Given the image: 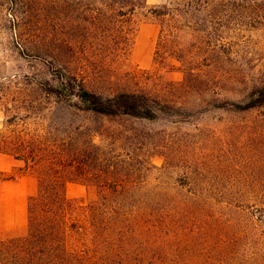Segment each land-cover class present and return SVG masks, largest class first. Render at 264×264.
I'll return each mask as SVG.
<instances>
[{"label":"rangeland","instance_id":"1","mask_svg":"<svg viewBox=\"0 0 264 264\" xmlns=\"http://www.w3.org/2000/svg\"><path fill=\"white\" fill-rule=\"evenodd\" d=\"M148 2L169 6L170 0ZM245 14V26L237 37L229 32L228 39L235 42L225 51L223 82L217 86L221 97L234 101L252 84H264V16L257 18L252 9ZM138 20L129 58L92 69L80 44L66 45L71 42L68 34L78 33L82 25L64 17L63 0H0V136L12 143L4 146L10 151L4 153L30 157L34 151L46 158H63V174L71 177L82 160L120 162L122 172L116 177L128 181L122 187L155 195L163 209L182 204L191 212L195 207L199 212L195 216L162 212L156 230L150 228L133 250L132 264H264V250L255 257L251 254L257 244L256 231L250 227L264 208V109L234 113L215 108L212 91L217 87L209 84L208 67L200 62L191 64L202 69L189 82L192 88L179 91L176 87L187 77V64L166 52L174 37L166 33L164 50L156 57L160 22L142 13ZM194 34L198 32L182 33V46L194 49ZM63 65L106 95L111 94L110 79L116 76L117 91L146 92L173 101L176 115L157 120L106 118L65 101L56 105L40 83L52 79L56 83ZM101 69L104 74L99 78ZM20 139L29 141L28 148L26 143L16 146ZM25 172L37 178L33 197L38 198L41 215L47 204L41 189L45 182L51 186L53 170L31 163L30 168L0 172V181ZM98 183L69 182L66 195L78 205H89L107 189ZM179 192H205L216 200L213 207L207 201L194 204ZM14 237L0 234V241Z\"/></svg>","mask_w":264,"mask_h":264},{"label":"trees","instance_id":"2","mask_svg":"<svg viewBox=\"0 0 264 264\" xmlns=\"http://www.w3.org/2000/svg\"><path fill=\"white\" fill-rule=\"evenodd\" d=\"M251 9L257 18L263 17L264 0H170L169 6L150 5L148 0H63L64 17L68 20L73 17L82 25L78 33L68 34L67 40L71 42L66 45L80 44L84 60L92 69L126 60L132 52L138 16L142 13L156 18L161 25L156 57L164 50L163 41L168 33L174 37V44L166 52L187 64V77L176 87L179 91L191 89L192 77L202 73V69L197 71L191 65L192 62L207 66L209 84L213 82L215 87H220L223 82L221 61L227 47L231 46L230 42H235L228 38L231 33L236 38L241 32L245 26V12ZM250 17L256 19L252 14ZM192 32H198V35L194 34L197 43L192 44L194 49L191 50L190 46H182L181 34ZM103 71L97 72L99 78L103 77ZM57 78L56 83L52 82L53 79L40 83L43 90L55 98L56 105L65 101L84 113L106 118L157 120L162 115H176L173 101H164L146 92L117 91L114 87L116 76L110 79V95L91 89L87 81H80L66 65ZM212 93L216 95L213 106L217 109L234 113L264 109V84H252L238 101L221 97L218 87ZM9 120L13 124V120ZM7 144H12L9 138L0 136L1 153L10 152L4 147ZM23 144L28 148L29 141L20 139L16 142L17 147ZM30 154V157H24L15 152L14 156L25 161L26 168H30L31 163L49 165L54 179L51 186L43 183L41 197L47 204L41 215L37 213L38 198L32 196L29 200L28 234L15 236L8 242L0 241V264H132L133 250L150 228L156 230L162 212L170 216L179 212L194 216L199 213L194 206L190 212L182 204L174 209H163L155 195L122 187L128 181L116 177L122 172L120 162L112 165L108 159L100 164L90 159L82 160L71 177L63 174V158H46L34 151ZM101 177L104 179L99 181ZM73 181L99 182L98 185L107 189L99 201L81 206L66 195V186ZM179 195L194 204L207 201L212 205L216 200L205 192H179ZM250 227L256 231L254 244L257 247L251 253L255 257L264 250V244L257 243V240L264 242V208L258 217L252 219ZM245 257L244 261L248 262Z\"/></svg>","mask_w":264,"mask_h":264},{"label":"crops","instance_id":"3","mask_svg":"<svg viewBox=\"0 0 264 264\" xmlns=\"http://www.w3.org/2000/svg\"><path fill=\"white\" fill-rule=\"evenodd\" d=\"M26 167L25 161L0 153V172H11ZM37 187V178L30 172L12 180L0 181V234L21 236L27 232L29 200Z\"/></svg>","mask_w":264,"mask_h":264},{"label":"bare ground","instance_id":"4","mask_svg":"<svg viewBox=\"0 0 264 264\" xmlns=\"http://www.w3.org/2000/svg\"><path fill=\"white\" fill-rule=\"evenodd\" d=\"M8 194V193H7ZM6 195V194H5ZM9 199V198H8Z\"/></svg>","mask_w":264,"mask_h":264}]
</instances>
